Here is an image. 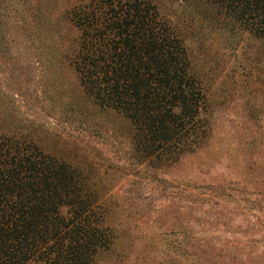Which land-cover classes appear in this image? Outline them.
<instances>
[{
    "label": "trees",
    "instance_id": "1",
    "mask_svg": "<svg viewBox=\"0 0 264 264\" xmlns=\"http://www.w3.org/2000/svg\"><path fill=\"white\" fill-rule=\"evenodd\" d=\"M206 1L243 39L264 44V0ZM38 2L23 6L31 29L39 19L27 6ZM61 3L49 18L50 39L65 70L59 98L86 124L81 135L121 141L127 166L143 172L175 165L210 140L209 92L178 28L151 0ZM79 136L0 104V264H114L107 255L123 225L109 167ZM193 250L203 254L209 245Z\"/></svg>",
    "mask_w": 264,
    "mask_h": 264
},
{
    "label": "rangeland",
    "instance_id": "2",
    "mask_svg": "<svg viewBox=\"0 0 264 264\" xmlns=\"http://www.w3.org/2000/svg\"><path fill=\"white\" fill-rule=\"evenodd\" d=\"M61 1L28 5L39 19L31 29L24 23L25 0H0V104L37 126L80 135L105 160L123 225L107 258L114 264H264V44L243 39L206 0H151L178 28L209 92L212 133L175 165L137 171L127 166L121 141L81 135L86 124L69 115L59 98L65 70L53 58L49 18ZM197 242L209 250L196 254Z\"/></svg>",
    "mask_w": 264,
    "mask_h": 264
}]
</instances>
